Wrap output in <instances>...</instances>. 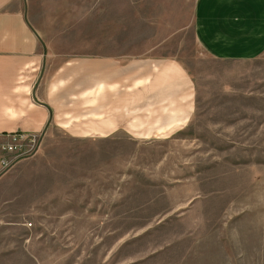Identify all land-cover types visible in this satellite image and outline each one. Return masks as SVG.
<instances>
[{"label": "rangeland", "instance_id": "obj_1", "mask_svg": "<svg viewBox=\"0 0 264 264\" xmlns=\"http://www.w3.org/2000/svg\"><path fill=\"white\" fill-rule=\"evenodd\" d=\"M197 2L29 1L53 61L169 59L195 110L169 136H39L0 180V264H264V56L210 57Z\"/></svg>", "mask_w": 264, "mask_h": 264}, {"label": "crops", "instance_id": "obj_2", "mask_svg": "<svg viewBox=\"0 0 264 264\" xmlns=\"http://www.w3.org/2000/svg\"><path fill=\"white\" fill-rule=\"evenodd\" d=\"M29 1L0 0V152L15 134L169 136L188 124L195 91L183 67L99 56L55 62L30 20ZM195 32L216 60L264 56V0H198Z\"/></svg>", "mask_w": 264, "mask_h": 264}, {"label": "built area", "instance_id": "obj_3", "mask_svg": "<svg viewBox=\"0 0 264 264\" xmlns=\"http://www.w3.org/2000/svg\"><path fill=\"white\" fill-rule=\"evenodd\" d=\"M39 136L15 134L10 136L11 142L0 152V176L15 162L33 155L37 150Z\"/></svg>", "mask_w": 264, "mask_h": 264}]
</instances>
